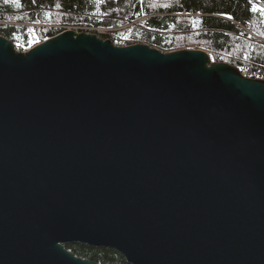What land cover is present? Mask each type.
Masks as SVG:
<instances>
[{"label":"water","instance_id":"95a60500","mask_svg":"<svg viewBox=\"0 0 264 264\" xmlns=\"http://www.w3.org/2000/svg\"><path fill=\"white\" fill-rule=\"evenodd\" d=\"M264 264V81L200 49L0 36V264Z\"/></svg>","mask_w":264,"mask_h":264},{"label":"trees","instance_id":"16d2710c","mask_svg":"<svg viewBox=\"0 0 264 264\" xmlns=\"http://www.w3.org/2000/svg\"><path fill=\"white\" fill-rule=\"evenodd\" d=\"M256 6V9H254ZM264 0H0V36L26 44L30 24L134 26L132 39L161 52L195 48L212 62L253 71L264 69ZM6 23V24H4ZM42 40L58 32L36 29ZM255 37V38H254ZM19 40V41H17ZM76 257L97 264H127L117 251L82 244L64 246Z\"/></svg>","mask_w":264,"mask_h":264},{"label":"built area","instance_id":"2783aa9c","mask_svg":"<svg viewBox=\"0 0 264 264\" xmlns=\"http://www.w3.org/2000/svg\"><path fill=\"white\" fill-rule=\"evenodd\" d=\"M145 18L135 20L133 22H127L123 28L113 29V28H87L88 31L95 32L104 37H110L119 43V46H127L134 44V40L131 37V32L134 26H139V23ZM72 31V30H70ZM132 40V41H131ZM239 70L243 77L255 80L264 81V69H259L258 71H253L247 67L245 62H240Z\"/></svg>","mask_w":264,"mask_h":264},{"label":"rangeland","instance_id":"374dc122","mask_svg":"<svg viewBox=\"0 0 264 264\" xmlns=\"http://www.w3.org/2000/svg\"><path fill=\"white\" fill-rule=\"evenodd\" d=\"M254 9H256V6H254ZM263 17H264V12H263ZM126 23L127 22H125L122 25H119L118 27H109V28H113V29L123 28L126 25ZM4 24H6V23H4ZM28 27H30V32L28 33V37L26 38V44H22L21 45V42L20 41L22 40V38H20V37H17V39H20V41L17 40L19 42H16L14 44L15 45V49L18 50V51H20V52L28 51L29 49H31L32 47L40 44L43 41L35 33L36 32V29H42V28L48 29V30L51 29V30H53L55 32H59V31L65 29V30H72L75 33H88V34L89 33H92L93 34V32L87 30V28H91V27H87V26H60V25H50V24H41V23H38V24H30V25H28ZM104 39L111 40L115 45H118L119 46V43L115 42V40L113 38L105 37ZM255 39L256 40H259L261 42H264V41H262L260 39H257V38H255ZM133 42H134V44H139V43H137L135 41H133ZM185 49H195V48L189 47V48H185ZM179 50H184V49H179ZM175 51H178V50H175Z\"/></svg>","mask_w":264,"mask_h":264},{"label":"bare ground","instance_id":"6f19581e","mask_svg":"<svg viewBox=\"0 0 264 264\" xmlns=\"http://www.w3.org/2000/svg\"><path fill=\"white\" fill-rule=\"evenodd\" d=\"M92 27H93V26H92ZM95 28H101V27H95ZM65 31H70V30H65V29H63V30L59 31L57 34H60V33L65 32ZM57 34H56V35H57ZM89 34H92V33H89ZM93 34L96 35L97 37L100 36L99 38L102 37L101 39H103V40H108V39H104V38H105L104 36H101V35H99V34H97V33H95V32H93ZM54 36H55V35H54ZM49 38H50V37H49ZM110 41H111V40H110ZM111 42H112V41H111ZM112 43H113V42H112ZM113 44H114V43H113Z\"/></svg>","mask_w":264,"mask_h":264},{"label":"snow or ice","instance_id":"6c2138e0","mask_svg":"<svg viewBox=\"0 0 264 264\" xmlns=\"http://www.w3.org/2000/svg\"><path fill=\"white\" fill-rule=\"evenodd\" d=\"M260 11H264V9H259Z\"/></svg>","mask_w":264,"mask_h":264}]
</instances>
